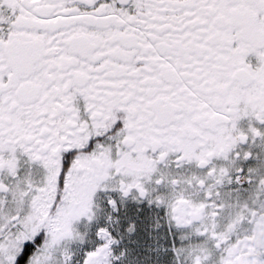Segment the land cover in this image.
Masks as SVG:
<instances>
[{"label": "snow or ice", "instance_id": "obj_1", "mask_svg": "<svg viewBox=\"0 0 264 264\" xmlns=\"http://www.w3.org/2000/svg\"><path fill=\"white\" fill-rule=\"evenodd\" d=\"M0 264H264V0H0Z\"/></svg>", "mask_w": 264, "mask_h": 264}]
</instances>
